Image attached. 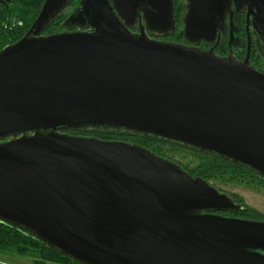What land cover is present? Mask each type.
Listing matches in <instances>:
<instances>
[{"label": "water", "instance_id": "obj_1", "mask_svg": "<svg viewBox=\"0 0 264 264\" xmlns=\"http://www.w3.org/2000/svg\"><path fill=\"white\" fill-rule=\"evenodd\" d=\"M45 0L0 52V220L80 264H264V220L179 164L137 144L70 134L111 129L218 155L264 177V72L231 52L233 9L264 23V0ZM136 30V31H134Z\"/></svg>", "mask_w": 264, "mask_h": 264}, {"label": "trees", "instance_id": "obj_2", "mask_svg": "<svg viewBox=\"0 0 264 264\" xmlns=\"http://www.w3.org/2000/svg\"><path fill=\"white\" fill-rule=\"evenodd\" d=\"M175 3V17H176V28L175 32L167 35H152V37L157 39H164L173 42L179 43H188V41L184 38L183 34V23L182 19L185 13L186 1L185 0H174ZM78 4V3H77ZM61 21L56 22L59 23L57 29H53V22H51L44 30V35H50L55 32H60L65 30L66 26H63L62 23L65 17H60ZM57 19V18H56ZM55 19V21H56ZM70 134L87 136V137H96L103 140H111V141H125L133 144L140 145L151 150L148 146L144 145L145 142L149 141H162L166 142L162 139H159L155 136H145L142 134H136L131 132H126L123 130H111V129H89V130H80V131H70ZM168 142V141H167ZM142 143V144H141ZM172 143V142H168ZM174 144V143H172ZM180 145V144H177ZM182 146V145H181ZM187 147V146H184ZM190 148V147H187ZM195 151L197 154L202 156L203 162L200 166L195 170H187L185 169L191 176L193 177H201L207 181V175L210 172H218V170H237V171H247L250 174H254L256 176L262 177L257 172L237 164L231 160L223 158L218 155L210 154L207 152H203L201 150L190 148ZM154 152L153 150H151ZM159 155V153L154 152ZM231 196V195H230ZM232 199L241 206L239 210H228V211H211L217 214L227 215L231 217L238 218H247V219H259L264 220V218L259 215L254 210L249 209L244 205V202L236 196H231ZM10 250H14L18 255L26 256V255H36L35 264H80L74 261L71 257L63 254L58 249L49 246L47 243L40 240L37 236H35L32 232L27 230L22 226H18L9 222H4L0 220V252H8Z\"/></svg>", "mask_w": 264, "mask_h": 264}, {"label": "flooded vegetation", "instance_id": "obj_3", "mask_svg": "<svg viewBox=\"0 0 264 264\" xmlns=\"http://www.w3.org/2000/svg\"><path fill=\"white\" fill-rule=\"evenodd\" d=\"M44 2L45 0H0V52L6 47L14 45L28 34L35 23ZM79 3L80 0H71L68 2L67 6L57 17L56 21L53 20L52 24L54 25L52 30L58 28L59 23L56 22L61 21V16L65 17L62 23L64 26L65 21L73 12H75ZM249 11L250 8L248 4L245 3H241L233 9V39L231 52L237 60H248L250 65L264 72V23L258 22ZM227 23L228 26L226 27L225 39L216 46L215 44H208L205 42L196 44L186 42V44L196 45L205 49L213 48L217 55L227 57L230 54L228 46L231 30L229 16L227 18ZM87 29L88 28L79 25H72L66 27L65 30L53 34L65 31H85ZM41 35L47 36L43 33H41ZM178 146L184 147L181 145Z\"/></svg>", "mask_w": 264, "mask_h": 264}, {"label": "rangeland", "instance_id": "obj_4", "mask_svg": "<svg viewBox=\"0 0 264 264\" xmlns=\"http://www.w3.org/2000/svg\"><path fill=\"white\" fill-rule=\"evenodd\" d=\"M144 145L190 171L197 169L203 162L200 154L187 147L162 141H149ZM207 179L221 192L238 197L246 207L264 218V179L262 177L247 171L218 170V172H210ZM36 260L35 254L22 256L14 250L0 252V264H35Z\"/></svg>", "mask_w": 264, "mask_h": 264}]
</instances>
